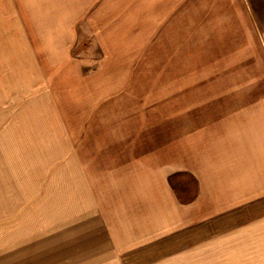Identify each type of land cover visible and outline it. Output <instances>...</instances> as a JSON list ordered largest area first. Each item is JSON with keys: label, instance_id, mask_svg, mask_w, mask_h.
Masks as SVG:
<instances>
[{"label": "crops", "instance_id": "1", "mask_svg": "<svg viewBox=\"0 0 264 264\" xmlns=\"http://www.w3.org/2000/svg\"><path fill=\"white\" fill-rule=\"evenodd\" d=\"M24 17L11 27L1 113L29 123L50 108L61 130L76 116L78 248L159 257L197 232L204 254L218 243L222 264H264V0H0V19ZM89 37V55L78 53ZM151 45L156 82L208 86H176L148 117L132 102L145 97L122 84L147 81ZM174 175L195 182L191 201L178 200Z\"/></svg>", "mask_w": 264, "mask_h": 264}, {"label": "rangeland", "instance_id": "2", "mask_svg": "<svg viewBox=\"0 0 264 264\" xmlns=\"http://www.w3.org/2000/svg\"><path fill=\"white\" fill-rule=\"evenodd\" d=\"M54 4L61 5H51ZM19 5L36 11L46 10L45 6H48L43 3ZM2 6L4 12L9 13L12 9L10 3ZM19 21L26 26V17L20 20L0 19V74L4 65L11 66V27ZM102 22L103 19L99 20V24ZM90 43V37L79 43L78 53L89 55ZM92 53L101 63L104 56L100 49ZM158 54L153 45L147 50L146 82L122 84L131 86L133 95L145 97L132 102H145L147 114L170 106L176 86L182 85L188 90H203L208 86L205 83L156 82L155 74L160 73L155 65V55ZM135 70L142 72V68ZM214 85L209 84L211 87ZM3 110L1 107L0 264H222V250L217 249L218 243L216 248L211 243V251L204 254L202 246L208 239H203V235L197 232L191 245L185 244L183 248L180 245L172 253L159 257L117 259L108 258L106 253L92 257L85 251L84 244L78 248V237H82L78 234V132L73 129L78 123L71 120L76 116H64L68 128L61 130L54 122L55 118L51 117L50 108L41 109L43 113L39 115H29V123L23 119L26 115H5L1 113ZM13 126L16 130L12 129ZM155 246L158 247L157 244ZM234 246L233 243L227 244L226 255L234 254ZM240 262L250 264L249 259H240ZM226 264H239V260L230 257Z\"/></svg>", "mask_w": 264, "mask_h": 264}, {"label": "trees", "instance_id": "3", "mask_svg": "<svg viewBox=\"0 0 264 264\" xmlns=\"http://www.w3.org/2000/svg\"><path fill=\"white\" fill-rule=\"evenodd\" d=\"M169 182L180 202L191 201L194 198L196 194V184L192 179L184 177V180L181 181V178H177V176L174 175L169 178Z\"/></svg>", "mask_w": 264, "mask_h": 264}]
</instances>
